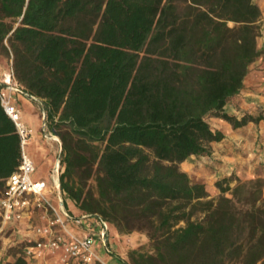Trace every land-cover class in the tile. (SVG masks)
Instances as JSON below:
<instances>
[{"label":"trees","instance_id":"1","mask_svg":"<svg viewBox=\"0 0 264 264\" xmlns=\"http://www.w3.org/2000/svg\"><path fill=\"white\" fill-rule=\"evenodd\" d=\"M260 17L253 0H0V57L42 99L61 191L147 235L127 259L106 242L123 264H264V177L217 180L209 197L179 167L224 137L208 117L255 119L224 106L259 55ZM20 158L0 102V194Z\"/></svg>","mask_w":264,"mask_h":264},{"label":"crops","instance_id":"2","mask_svg":"<svg viewBox=\"0 0 264 264\" xmlns=\"http://www.w3.org/2000/svg\"><path fill=\"white\" fill-rule=\"evenodd\" d=\"M261 10L260 32L257 37L259 55L248 67L240 91L226 102L224 110L234 115L238 120L244 116H251L254 120H247L244 124L234 127L221 118H216L211 124L220 130L224 137L210 142L209 151L203 155H191L180 162V167L190 178L205 183L206 189L212 194L219 193L215 182L227 179L232 186L236 179L248 180L257 176L264 177V0H253ZM2 72L0 73V77ZM14 103L20 110L21 120L31 128V136L26 145V153L35 165L34 179H43L48 184L49 196L55 201V194L51 191L53 181L51 168L58 151L56 141L47 140L42 136L46 127L43 115L42 99H35L21 89L13 93ZM35 117L38 123L36 125ZM34 126L39 127L35 135ZM41 164L47 167V177L35 176ZM66 204L73 215L82 214L73 201L66 198ZM38 211L26 212L19 220L4 224L0 229L10 233L7 240L24 243L35 239L33 225L40 224ZM72 225L71 221L68 225ZM81 232L83 229L77 226ZM73 230V228H71ZM100 256L110 264H123L110 252H102V245L96 244ZM112 250V249H111ZM59 252L54 255L33 256L25 258L27 264H61L58 262Z\"/></svg>","mask_w":264,"mask_h":264},{"label":"built area","instance_id":"3","mask_svg":"<svg viewBox=\"0 0 264 264\" xmlns=\"http://www.w3.org/2000/svg\"><path fill=\"white\" fill-rule=\"evenodd\" d=\"M18 89L21 88L10 65L0 77V102L14 122L19 135L21 158L17 169L6 178L5 188L0 194V225L2 227L8 222L19 220L26 212L38 211L41 223L32 227L37 237L24 245V258L40 256L47 252H59L64 264L104 262L96 244L99 243L106 248L108 222L98 214L73 215L67 204L65 205L68 197L62 191L57 192L59 174L63 170L61 142L47 127L42 131V136L58 143V151L51 168L53 181L51 191L55 194V201L49 196L47 182L33 178L34 161L25 150L31 136V128L21 120L20 110L13 98V93ZM69 221L82 228L83 232H74L68 226Z\"/></svg>","mask_w":264,"mask_h":264},{"label":"rangeland","instance_id":"4","mask_svg":"<svg viewBox=\"0 0 264 264\" xmlns=\"http://www.w3.org/2000/svg\"><path fill=\"white\" fill-rule=\"evenodd\" d=\"M10 62H11V60L0 57V73L7 71V69L10 66ZM34 119H35L34 124L36 125V123H38L37 117H35ZM207 119L210 123H212L216 119V117L210 116ZM39 128H40V126L39 127L34 126L33 135L36 134V132L38 131ZM179 167H180V163H179ZM180 169H181V167H180ZM35 176L46 178L47 177L46 165L41 164V166L38 167V169L35 173ZM33 178H35V177L33 176ZM191 180L192 181H199V180H194V178H191ZM208 193H209V197H217L219 195V193H217V194H212L210 192H208ZM193 217H195V216H193ZM180 224H183V222H180ZM68 226L70 228H73L74 232L80 233L79 232L80 230L78 228L74 229L75 228L74 224H73V226L71 224ZM0 228H1V225H0ZM9 235H10V233L8 231H6L5 229H3V230L0 229V264H12L15 261L17 255L19 254V251L21 249V245L23 244L20 242H12V241L7 240V237ZM108 243H109L110 249H112V251H114L122 259H127L128 258L127 257L128 251L132 248L147 244L148 238H147V235L144 231L134 230L128 234L119 233L116 230V228L111 223L108 222ZM102 252L105 253V252H109V251H108V249H106L105 247L102 246ZM54 254L55 253H53V252H47V253H44L43 255H40V256L54 255ZM102 260L104 262L97 261L94 264H110L109 262L105 261L103 258H102ZM58 262L61 264H64L60 254H59Z\"/></svg>","mask_w":264,"mask_h":264},{"label":"water","instance_id":"5","mask_svg":"<svg viewBox=\"0 0 264 264\" xmlns=\"http://www.w3.org/2000/svg\"><path fill=\"white\" fill-rule=\"evenodd\" d=\"M57 192L60 193L61 192V188L59 185H57Z\"/></svg>","mask_w":264,"mask_h":264}]
</instances>
